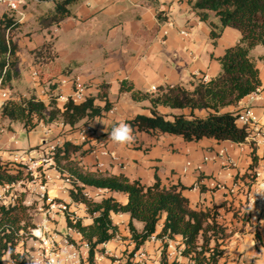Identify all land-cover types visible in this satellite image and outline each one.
<instances>
[{
    "label": "crops",
    "instance_id": "1",
    "mask_svg": "<svg viewBox=\"0 0 264 264\" xmlns=\"http://www.w3.org/2000/svg\"><path fill=\"white\" fill-rule=\"evenodd\" d=\"M193 1L80 0L72 5L69 17L59 25L45 28L40 18L54 9V0H26L19 10L0 4V18L14 16L19 23L11 34L19 47V75L7 87L11 98L35 95L46 105L54 100L57 107L63 110L75 89L84 86V100L94 98L95 104L101 107L106 102L111 103V108L101 116L83 119L75 126L55 121L40 123L29 131L22 123L2 117L0 106V157L3 160L27 158L47 152L52 146L62 145L65 141L78 144L84 141L82 130L90 127L91 131L85 134L88 141L85 148L92 147V150L77 156L85 171L125 175L148 186L157 181L166 188L184 186L182 193L191 207L196 210L214 209L217 221L225 228L227 237L218 239L223 251L218 264H264V255L260 254L264 246V203L246 210L243 189L234 187V184L247 182L250 170L264 169L263 149L252 153L246 144L240 145L231 140L203 137L197 141H186L180 135L156 131L133 130L135 141L130 145H120L109 139L110 132L119 123L138 114L151 115L149 99H134L128 86L152 93L166 85L179 84L192 89L193 76L209 80L220 72L217 57L239 40L240 33L225 27L214 44L210 25L208 21L200 20L193 11ZM210 20L219 23L212 13ZM168 22L174 26L169 27ZM183 29L186 35L180 33ZM48 43V49L37 52ZM263 54L262 45L251 51L260 70L262 85L264 61L259 57ZM122 85L126 89L122 90ZM247 105L249 101L245 96L236 106H229L224 111H238ZM250 105L253 115L264 121L262 103ZM157 111L169 118L191 113L190 109L167 106H158ZM193 113L206 117L208 110L195 109ZM17 131L28 134V147L23 148L19 142L7 147ZM220 152H223L222 156L205 161L206 156H215ZM45 168L49 176L46 185L48 197L56 203L66 204L82 219L83 224H91L93 217L88 214L86 205L73 201L70 195L72 186L62 180L61 173L51 162ZM84 192L95 201L109 196L122 204L128 201L125 193L108 189L85 186ZM9 194L0 186V201L8 202ZM43 202L47 207L42 208L39 204L41 211L33 210L34 223H43L57 239L68 234L81 245L82 250L85 249L82 235L68 227L65 212L51 208L48 201ZM253 216H257L258 220H254ZM164 218L165 214L153 237L136 249L129 229L130 214L112 212L111 219L118 228L117 235L100 245L105 248L107 256H101L98 264H119L122 260L112 261L109 257L127 248L128 252H133L131 260L135 264H159L166 242L168 257L171 253L168 262H173L174 248L184 244L180 235L169 241L156 237L162 230ZM53 220L59 221L63 234L54 232L56 225ZM133 225L138 231L144 226L136 219H133ZM36 248V239H28L18 246L22 252H34ZM139 251L146 253L145 259H139ZM177 260L182 264L188 262L185 256Z\"/></svg>",
    "mask_w": 264,
    "mask_h": 264
},
{
    "label": "trees",
    "instance_id": "2",
    "mask_svg": "<svg viewBox=\"0 0 264 264\" xmlns=\"http://www.w3.org/2000/svg\"><path fill=\"white\" fill-rule=\"evenodd\" d=\"M54 1V9L40 18L44 28L59 25L72 14V5L80 0ZM191 7L200 20L208 21L214 44L225 27L236 29L240 33L239 40L217 57L221 66L220 72L209 80L193 76L192 89L179 84L166 85L152 93L128 86L127 89L132 91L134 99H149L152 110L151 115L138 114L126 123L133 130L176 134L186 141L209 137L220 141L243 142L246 131L237 125L238 111L224 109L236 106L242 98L262 85L260 70L251 51L258 45L264 47V0H194ZM211 13L218 18L219 23L210 20ZM18 24L14 16L4 15L0 18V77L4 87H8L12 79L19 75V47L11 35ZM49 47V43L44 44L37 52ZM259 59L264 61V54ZM121 89L126 87L122 85ZM94 101V98H87L75 103L69 99L62 110L54 100L46 105L35 95L20 99L10 97L2 104L1 115L11 122L22 123L27 131L40 123L55 121L75 126L81 120L101 116L111 108L110 102L101 107ZM158 106L190 109L191 113L188 116L179 114L169 118L157 111ZM195 109H206L208 114L206 117L196 116L193 113ZM87 142L84 140L75 144L65 141L56 146L52 155L55 167L72 178L70 195L73 201L84 203L88 214L93 217V222L89 225L83 224L81 218L73 222L67 217L68 227L76 229L88 243V256L83 264H96V254L105 251L100 245L116 236L118 228L112 222V212L130 214L129 229L136 249L155 234L156 227L165 214L162 230L156 235L157 238L173 239L180 235L184 244L183 255L195 260V264H218L223 255L218 239L225 236V228L217 221L214 209L192 208L188 198L182 193L185 188L182 185L166 188L157 181L148 186L140 180H130L125 175L85 171L77 156H83L92 150V147L85 148ZM24 168L27 166L23 163L3 160L0 157V185H9L12 188L13 184L20 181L32 180L30 172H26ZM85 186L125 193L128 201L122 204L113 196L95 201L84 192ZM25 198V193H20L12 203L5 204L0 201V264H8L2 258L9 250L12 251L11 259L15 264H29L24 258L26 253L18 249L21 242L25 243L32 237L31 230L36 227L33 221L35 207L26 204ZM133 219L143 223L141 231L133 225ZM212 241L215 244L210 246ZM166 247L167 243L164 244V250ZM160 264H169L164 251Z\"/></svg>",
    "mask_w": 264,
    "mask_h": 264
},
{
    "label": "built area",
    "instance_id": "3",
    "mask_svg": "<svg viewBox=\"0 0 264 264\" xmlns=\"http://www.w3.org/2000/svg\"><path fill=\"white\" fill-rule=\"evenodd\" d=\"M24 3H26V0H0V4H6L12 10H19V8ZM168 25H169V27L174 26L173 23H171V22H168ZM180 33L183 35H186L187 32L185 29H183V30H180ZM34 75L36 76L37 73L35 72ZM202 78L205 79L204 77H202ZM153 89H156V87H153ZM84 91H85L84 86L77 87L75 89L74 93L72 94V96L70 97V99H72L75 103L82 102L84 100ZM247 97H248L249 105L244 106L240 110H238V115H237V120H236L239 127H243L245 129L246 136H245V139L243 142H238V143L240 145L246 144L250 148L251 152L255 153L258 149L264 150V121L253 115L252 106L250 104L260 102V103H262V105L264 107V84L257 87L251 93H249L247 95ZM9 98H10L9 89L2 85V78L0 77V106H2L4 101L9 99ZM90 131H91L90 127H87L84 130H82V132H81L82 140H86L85 134H87ZM56 146L57 145L52 146L46 152L49 154V156L47 158H43L41 160V162H36V164L39 165L37 170L36 169L34 170L32 165L27 166L26 169H27V172H30L31 176L33 177L32 180L36 179L34 177L35 176L37 177L38 176L37 171L39 172V176L37 179V181H38L37 185L39 188L38 199H41L42 202L48 201L50 203L51 208H57V209L61 210L62 212H65L66 218L69 217L73 222H75L78 219L76 212L69 210V208L67 207L66 204L56 203L55 201L51 200L48 197V191H47L46 185H47V180L49 179V176L45 172V169H46L45 166L51 162L55 167V163H54L52 155L55 151ZM220 155L222 156L223 152H220L215 156H206L204 159H205V161H209V160L216 159ZM23 159H26V158H20V159L16 158L15 160H21L22 161ZM228 162H230V160H228ZM61 177L65 183H68L73 187L72 178L66 172L61 173ZM34 181H36V180H34ZM24 182L25 181H20L16 184H13L12 188L15 187L16 185L22 186V184H24ZM0 186L4 187L7 192H10V190H11L9 185H4V186L0 185ZM235 186L237 189H240V188L243 189V195L245 198V205L244 206H245L246 210L250 211L253 207H255L257 205L258 206L262 205L264 203V169L255 168V169L250 170L249 176L247 178V182L245 184H234V187ZM22 187L25 188V185H23ZM16 195H17V193H16ZM14 201L15 200L12 199V201H10L9 203H12ZM1 202H3V201H1ZM25 203L28 205H31L28 202V200H26V198H25ZM252 218L254 220H258L257 216H253ZM38 226H39V228H37ZM70 230H72L74 232H78L74 228H70ZM47 232L49 233L48 236L46 235ZM31 233H32V237L29 239H36L37 240V248L34 250V252H30V251L25 252L24 251V253H26V257H31V256L35 255L43 262V264H83L84 261L87 259V257H85L84 261L82 262V260L80 259L81 258L80 252L78 251L77 247L74 244H70L67 240L61 241L60 239H57L56 236H54V233H51V231L47 230V228L45 227V225L43 223L40 225H36V227L31 230ZM116 235H117V233H116ZM153 235L151 236V238L153 237ZM165 240L169 241L171 239L166 237L162 241H165ZM104 244H106V243H103L102 245H104ZM84 247L86 249L87 256H88V248L89 247H88V243L86 241H84ZM85 249H83V252H85ZM182 249H183V247L174 248V250L172 252L175 256V260H173V262L176 264H182L180 261L177 260V258H179L181 256H185L182 254ZM104 250H105V248H104ZM105 251L103 253H105ZM137 256L139 257L140 260H143L146 258L147 255L144 251H139ZM170 256H171V253L169 254V257ZM169 257L167 255V260L169 259ZM185 257L188 259L187 264H195V260L191 259L188 256H185Z\"/></svg>",
    "mask_w": 264,
    "mask_h": 264
},
{
    "label": "rangeland",
    "instance_id": "4",
    "mask_svg": "<svg viewBox=\"0 0 264 264\" xmlns=\"http://www.w3.org/2000/svg\"><path fill=\"white\" fill-rule=\"evenodd\" d=\"M15 134H16V136H14L13 138L10 139L7 147L9 148L10 146H12L13 143H16V142L21 143L22 144L21 146H23V148L28 147V145H29L28 134L25 133V132H23V131H17V132H15ZM35 148H37V147H34V149ZM48 156H49V154L44 151L42 154H39V155L38 154H34V156L27 157L26 159H23L22 161L21 160H15V159L14 160H11V161H15L17 163H23L25 166H29V165L31 166L32 165L33 166V169L34 170L35 169L37 170L38 167H39V165L36 164V162H41V160L43 158H47ZM24 170L27 172V169L26 168H24ZM37 175L39 176V172L38 171H37ZM38 176L37 177L36 176L34 177V178H36V179H34L36 181H34V180H25L24 184H22V186L25 185V188L22 187L21 185H16L15 187L11 188L10 194L8 196V202H6V204H9V202L12 201V199L15 200L16 197H17V195H19L20 193H25L26 200H28V202L31 205H33V207H35V210L37 212H40L41 211L40 209H38L39 206L42 207V208L43 207H47V205L44 204V202H42L41 199H38V195H39V192H38L39 189H37V187H38V185H37ZM16 193H17V195H16ZM33 213H34V211H33ZM53 222L56 225L55 228H54V232L56 234H63V230L59 226V221L58 220H53ZM37 228H39V226ZM56 228H60V230H56ZM46 235L48 236L49 233L47 232ZM224 235L225 236H223V237L221 236L219 238V240L220 239H225L227 237L226 231H225V234ZM60 240L61 241L62 240H67L70 244H74L77 247L78 251L80 252V257H81L80 259L82 260V262L84 261V258L87 257V255H86V249H85V252H83V250L80 249L81 245L80 244H77L75 242V240L71 236H69L68 234H65L62 238H60ZM210 244L213 246L215 244V242L212 241ZM219 248H220V245H219ZM163 251L166 253V257H167V255H168L167 254V250H163ZM96 255H97L96 256V264H98V261H100L99 258L101 256H105V257L107 256L106 253H99V252ZM132 256H133V252H131V251L128 252V248H127L125 251L121 252L120 254L111 256L109 258L112 261L122 260V262H119V264H135L131 260V257ZM161 259H162V257L159 260V264L161 263ZM86 260L84 261V263L86 262ZM172 263L173 262H171L169 264H172Z\"/></svg>",
    "mask_w": 264,
    "mask_h": 264
},
{
    "label": "clouds",
    "instance_id": "5",
    "mask_svg": "<svg viewBox=\"0 0 264 264\" xmlns=\"http://www.w3.org/2000/svg\"><path fill=\"white\" fill-rule=\"evenodd\" d=\"M97 121L99 122L100 120ZM109 139L114 143L120 145H130L134 143L135 135L133 133L132 126L126 122L119 123L110 132ZM260 254L264 255V246L261 247ZM11 257H12V251L9 250L2 259L7 261L8 264H15V262L12 261ZM24 258L29 261V264H43V262L35 255Z\"/></svg>",
    "mask_w": 264,
    "mask_h": 264
},
{
    "label": "bare ground",
    "instance_id": "6",
    "mask_svg": "<svg viewBox=\"0 0 264 264\" xmlns=\"http://www.w3.org/2000/svg\"><path fill=\"white\" fill-rule=\"evenodd\" d=\"M38 232V231H37Z\"/></svg>",
    "mask_w": 264,
    "mask_h": 264
}]
</instances>
